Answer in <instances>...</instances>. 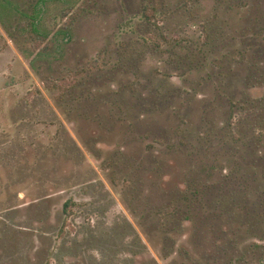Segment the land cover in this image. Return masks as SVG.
I'll return each mask as SVG.
<instances>
[{
  "label": "rangeland",
  "instance_id": "1",
  "mask_svg": "<svg viewBox=\"0 0 264 264\" xmlns=\"http://www.w3.org/2000/svg\"><path fill=\"white\" fill-rule=\"evenodd\" d=\"M59 13L0 23V264H264V0Z\"/></svg>",
  "mask_w": 264,
  "mask_h": 264
},
{
  "label": "trees",
  "instance_id": "2",
  "mask_svg": "<svg viewBox=\"0 0 264 264\" xmlns=\"http://www.w3.org/2000/svg\"><path fill=\"white\" fill-rule=\"evenodd\" d=\"M77 1L78 0H0V23L11 39L17 43L23 41L29 42L32 47V51H37L36 53L40 54L41 50L38 46L44 41L52 40L55 42L61 33L67 40L71 39L72 35L70 30L72 28V24L74 23V19L69 20V22L65 23V26L53 33L49 32L45 28V17L47 13L53 8L60 9V13L57 15V18L59 17L64 19L71 15ZM142 8L143 13L147 15V19L151 22L150 19L152 14L149 13V10L153 8L150 4H145ZM64 28V31L61 30ZM46 49L47 48H43V51ZM72 204V200L65 203L64 206L67 213ZM231 233L234 234V232ZM197 234L198 231L195 234V237L198 238ZM223 234L225 235L224 238H222L224 243L229 247L236 248L237 250L239 248V246H237V237H227L226 232H223ZM216 245L221 251L226 250V248L219 245L218 242H216ZM255 246L260 248V252L264 253V243H255ZM250 248L254 249L253 245H250ZM229 264H234L232 259L229 261Z\"/></svg>",
  "mask_w": 264,
  "mask_h": 264
}]
</instances>
